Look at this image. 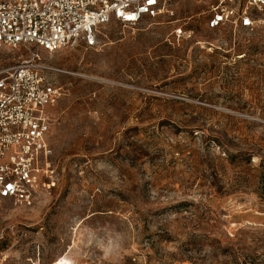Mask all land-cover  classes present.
Returning a JSON list of instances; mask_svg holds the SVG:
<instances>
[{
    "label": "rangeland",
    "instance_id": "rangeland-1",
    "mask_svg": "<svg viewBox=\"0 0 264 264\" xmlns=\"http://www.w3.org/2000/svg\"><path fill=\"white\" fill-rule=\"evenodd\" d=\"M214 2L39 50L56 184L0 200V264H264V13L210 29Z\"/></svg>",
    "mask_w": 264,
    "mask_h": 264
},
{
    "label": "built area",
    "instance_id": "built-area-1",
    "mask_svg": "<svg viewBox=\"0 0 264 264\" xmlns=\"http://www.w3.org/2000/svg\"><path fill=\"white\" fill-rule=\"evenodd\" d=\"M182 0H0V50L29 51L27 59L0 70V200L31 205L41 188L56 184L57 168L48 139L49 110L62 96L39 62V50L97 44L101 28L113 20L134 26L164 14L168 2ZM264 13V0H215L210 29ZM5 227L0 224V239Z\"/></svg>",
    "mask_w": 264,
    "mask_h": 264
}]
</instances>
